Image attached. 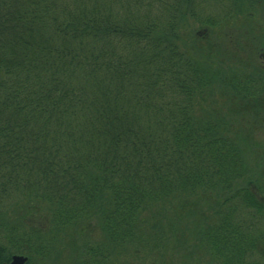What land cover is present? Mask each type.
I'll list each match as a JSON object with an SVG mask.
<instances>
[{
	"label": "trees",
	"instance_id": "16d2710c",
	"mask_svg": "<svg viewBox=\"0 0 264 264\" xmlns=\"http://www.w3.org/2000/svg\"><path fill=\"white\" fill-rule=\"evenodd\" d=\"M263 5L0 0V263L47 259L75 230L76 264H264V178L245 160L264 68L243 75L234 56L215 63L217 47L176 42L187 23L215 38ZM215 92L250 108L249 129L233 131Z\"/></svg>",
	"mask_w": 264,
	"mask_h": 264
},
{
	"label": "rangeland",
	"instance_id": "374dc122",
	"mask_svg": "<svg viewBox=\"0 0 264 264\" xmlns=\"http://www.w3.org/2000/svg\"><path fill=\"white\" fill-rule=\"evenodd\" d=\"M264 6V5H263ZM205 13H210V9L207 5L202 7ZM214 9L213 12L216 10ZM229 26H225V28L222 31H220V36L213 37V35H206L203 32V29L200 25L196 23L188 24L182 28L181 32H179V37L176 40L182 41L180 43V46L182 48H187V50H190V48H193L195 52L198 53L199 57H202L204 51L206 48H218L217 49V58H215V63H217L220 67L221 62L227 59L225 56H234L235 59H228L227 61H236L238 62V66L242 67V73L243 75H249L253 76L255 73V70L253 69L254 66H257L256 68H264V54L262 53L264 51V9H261L260 13L256 11L255 16L253 18L251 17L248 20H244L242 18L236 19L235 22L232 24H228ZM253 32V35L255 36V41H252V43L247 44L246 37L250 35V33ZM232 43V45H231ZM236 45V47H235ZM238 47V48H237ZM236 48V49H234ZM241 48H248L246 52H244ZM234 51H238L236 55L233 53ZM239 60V61H238ZM248 62L249 67H243V65L240 64ZM237 74H241L238 73ZM226 98H229L228 95L225 96ZM212 100L214 103V106L216 107V110H220L222 115L224 116L225 120H227L232 126L233 131H239L241 129H249L251 127V122H253L254 114L252 111H250V108H241L235 104H232L231 100L223 99L222 96L219 95L218 92H215L212 95ZM254 102V100H253ZM264 104V103H262ZM264 108H259L258 111H263ZM258 116L264 115V112L256 113ZM264 122L261 123V125L258 128H263ZM252 129L251 136L253 139V143L256 144V150L255 155L252 154L250 151V148L247 149V159H249V163H254L256 166V169L260 171V173L263 175L264 178V169L262 167H259L258 164H262L264 166V130L259 129ZM262 131V132H260ZM234 133V132H233ZM231 137H233V134H230ZM248 147V146H247ZM250 166L251 168L255 170L253 165ZM252 172V171H251ZM25 209H27L25 207ZM35 220L33 222L32 226L26 227L27 231L30 233V229L35 231H39V229H42L43 231V215L39 217L33 218ZM80 226H84L81 224ZM92 227V226H91ZM90 228V227H89ZM93 229V228H92ZM97 232V231H96ZM78 233V237L80 238L81 232L75 231V230H69L65 234H62V244L58 250L54 251V254L50 257L43 258L41 257H30L28 259L27 257L20 255H12L14 256H22L25 257L26 262L24 264H76L75 260H73L74 253H71L68 255L67 253V246L66 243L70 242L72 240V237H75ZM38 236H43V233H36ZM97 236H95L96 239ZM39 243L37 242L34 247L39 249L41 248V245L39 246ZM75 247V246H73ZM31 248V246H29ZM133 255L124 254L121 257V260L118 262V264H148L149 262L153 261L155 264H164L162 260L160 261L159 256L154 257H147L144 260H138L137 258H132ZM171 255H167L165 257V264H178L179 261L182 260V255L180 253L173 254L172 263L169 262ZM143 258V256L141 257ZM177 258L178 260L175 261L174 259ZM197 260V258H194ZM11 260V259H9ZM10 262V261H9ZM8 262V263H9ZM1 264V263H0ZM7 264V263H6ZM189 264H198L197 262L192 263V261Z\"/></svg>",
	"mask_w": 264,
	"mask_h": 264
},
{
	"label": "water",
	"instance_id": "95a60500",
	"mask_svg": "<svg viewBox=\"0 0 264 264\" xmlns=\"http://www.w3.org/2000/svg\"><path fill=\"white\" fill-rule=\"evenodd\" d=\"M26 262L25 258L21 256H14L11 258L10 264H24Z\"/></svg>",
	"mask_w": 264,
	"mask_h": 264
},
{
	"label": "flooded vegetation",
	"instance_id": "af4514ba",
	"mask_svg": "<svg viewBox=\"0 0 264 264\" xmlns=\"http://www.w3.org/2000/svg\"><path fill=\"white\" fill-rule=\"evenodd\" d=\"M7 264H9V263H7Z\"/></svg>",
	"mask_w": 264,
	"mask_h": 264
}]
</instances>
